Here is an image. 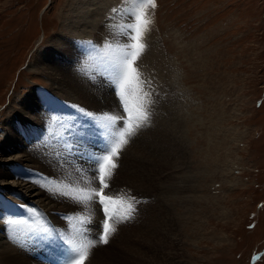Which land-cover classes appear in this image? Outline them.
<instances>
[{
  "label": "rangeland",
  "instance_id": "1",
  "mask_svg": "<svg viewBox=\"0 0 264 264\" xmlns=\"http://www.w3.org/2000/svg\"><path fill=\"white\" fill-rule=\"evenodd\" d=\"M77 1L80 2L0 0V144L6 122L17 118L19 114L16 109L27 99L25 96L30 90L32 94L40 91V96L44 92L55 95L46 87L49 86L50 78L33 63L37 54L48 47L53 35H66L63 33L67 30L61 29L64 25L80 23L82 13L73 22L77 16L74 12ZM85 1L93 5L92 11L97 10L96 16L90 17L94 22L114 25V30L121 33L126 32L127 27L132 28L133 32L129 31L130 47L134 43L131 37L135 35L136 28H140L141 42L155 54L151 55L150 61L153 72L158 73L163 84L160 99L157 104L144 91L143 99L139 100L142 102L140 109L146 108L143 116H149L147 121L138 119L142 115L134 108L138 106L134 102L135 98H132L137 76L133 77L136 80L134 86H131L129 76L125 78V74L117 78L122 82V101L116 98L105 80L103 66L112 61L115 63L109 65L108 70L117 64L124 66L121 56L116 58L119 50L111 45L106 49L100 48L93 44L91 36L88 51H98L97 54L90 52L88 55L90 67L94 68H90L92 71L88 73L93 83L90 90L82 91L81 94L97 96L95 87H99L108 94L101 93L103 99L111 94V103L113 97L116 101L112 105L107 102V106L108 97L103 101L97 96L103 101L99 102L89 96L84 102L81 98L75 100L57 95L58 102H72L70 105L73 110L80 108L88 112L93 108L97 115L96 110L103 109V105V111L107 114L122 111L121 114L128 117L125 129L130 123L133 126L137 122L135 131L141 130V140L138 141L136 152L133 151V157L158 164L152 173L155 175L153 178L157 179H154L151 196L169 206V215L173 214L172 234L178 233L181 238L180 244L168 247L170 264H264V0H155V7L151 0ZM141 18L149 23L143 24ZM97 60L102 61L101 64ZM96 63L101 65L99 69ZM48 94L42 98H50L57 103ZM125 102L129 103L127 108L130 111L125 109ZM177 108H180L186 120L184 135L187 148L181 151L180 147L173 145L174 140L170 137H175L173 132L169 136L168 133L161 135L167 136V144L157 142L159 146H153L149 136L156 131L157 120L153 122L152 119L156 118L158 112L175 115L176 111L179 112ZM99 115L98 118L105 119L101 116L103 114ZM117 117L119 121L120 117ZM139 120L142 127L139 126ZM83 121L85 124L81 126L89 128L94 136L109 138V131L114 129L111 125H101L103 129L95 134L92 132L93 120ZM147 122L151 126L146 125L149 124ZM156 136L159 134L156 133ZM60 144L57 154L64 156ZM157 147L163 149L158 148L157 151ZM62 165L68 167L67 175L64 170L46 175L51 185H54L52 192L56 196L59 211L65 209V216L71 219L79 217L80 223L84 220L80 215L83 212L86 222H94V214L87 203L91 200H79L76 197L90 193L85 192L81 185L84 180L88 182L87 177L91 174H97L96 167L88 164L87 168L83 167L79 171L75 165ZM111 171L112 177L114 170ZM123 177L120 175V180ZM38 179L37 185L42 188L41 179ZM112 180L114 182L113 177ZM65 182L68 183L65 185ZM109 183L110 189L116 185H112L111 181ZM138 192L118 194L115 198L120 206L115 202L114 220L119 222L126 213L129 201L134 204L135 212L132 219L119 223V231L116 226L113 240L103 248L102 254L113 264L136 262L139 259L136 256L138 249L154 248V242L146 241V236L137 231L144 225L140 210L142 196ZM85 202L86 210L83 207ZM71 233L76 242L84 245L83 237L73 229ZM257 253L258 257H255Z\"/></svg>",
  "mask_w": 264,
  "mask_h": 264
},
{
  "label": "bare ground",
  "instance_id": "2",
  "mask_svg": "<svg viewBox=\"0 0 264 264\" xmlns=\"http://www.w3.org/2000/svg\"><path fill=\"white\" fill-rule=\"evenodd\" d=\"M77 4V8L74 7V12L77 16L73 18V22H75V19H78L82 13L83 17L80 23L75 22L73 25H64L65 27L61 29L67 30V32L63 30V32H65L63 34L66 35H53L49 41L50 43H48V47L41 53L37 54L35 57V63H33V65L37 66L36 68L41 69L50 78L49 86L46 87H49L55 95H52L51 93L49 95L47 92L43 91L44 94L40 96V91H38L39 93L32 94L30 93V90L28 95L25 96L27 99H22L23 102L20 103V106L16 104L20 107L19 109H16L19 114L17 118H13V116V121L11 120L8 123L6 122L4 126V137L0 144V264H45L41 260L37 259V254L44 250V248L49 247L50 244L52 245V242H57L60 246H63L64 244L62 239L65 240L67 247H71L70 245L72 244L78 249L79 256L77 258L78 260L76 259L74 261L75 264H79L80 257L85 251H87L88 255L83 261V264H113L107 259L106 255L102 254V251H104L109 242L107 244H103L98 238L103 235L102 226L106 223V221L112 223L115 227L117 226V230L119 231V223L121 224V222L114 220L115 218L113 219L115 215V209L113 207L116 204L115 202H117L115 198H117L118 194L119 196L131 195L135 194L137 191H140L138 193L142 196L140 200V210L142 209L141 214L144 216L142 218L144 225L140 226V230H136L143 236H146V241H153L154 248H150V250L138 249L136 256L139 257V259L136 262L132 261L127 263L126 261L125 263L114 264H158L165 260L167 261L166 263L163 262L164 264H170L167 252L168 247L169 245L181 242V238L178 233L172 234L173 228L171 217L173 214L171 216L169 215V206L161 200L155 199V196H151V192L153 191L155 185L154 179H157L155 177L153 178L155 175H152V173L156 171L158 164L138 160L133 157V151H135L138 146L141 130L137 129L139 132L134 130L130 136H127L128 143L123 146L119 156L114 157L117 164L112 176L114 178V182L112 177L107 179L106 182H108L107 184H110L109 182L111 181L112 185L116 184L118 187L114 185L111 189L109 186L104 188L103 185L100 184L96 173H94L95 175L91 174L87 177L88 182L86 183L84 180V183L81 185L84 187L83 190L85 192L89 191L90 194H92V199H90L91 201H88L87 203L88 208L91 210L90 212L94 214V222H86V216L83 212L80 215L84 217V220L80 223L78 222L79 219H77L79 217L71 219L69 218L70 216H65V213L63 212H66L65 209H62L63 211H59L60 209L57 206L56 196L52 192V190H54V185H51L52 183L46 176L47 174L54 172L59 173L63 170L64 174L67 175L66 172L69 169L68 167L63 166V163L67 164L69 167H73L72 165H75V169L79 171H81L83 167L87 168L88 164H92L96 167V158L108 154L107 151L102 149L104 143L98 142L96 138L91 136L88 128L84 129L81 126V124H85V121L83 120H91L90 113L91 111L94 113L95 109L91 108V111L88 112L80 110V108L73 110V107L70 105L72 102L68 103L66 101H62L63 103H59V99L57 100V95H60L62 97L65 96V98L75 100H79L81 98L85 102V100L89 99V96H92L101 102L103 99L101 93L103 94L104 92V94H107L106 90L103 91L99 87H95L97 89L96 91L93 87L92 89L97 92L98 97L100 96L102 98L101 100L95 94H81L82 91L90 90V85L93 83V79L88 75L93 68L90 67L91 64L89 63L88 55H90V52L95 53L88 51L91 46V36L94 39L93 44H97L100 48L106 49L108 45H111L114 48L116 47L117 50H119L116 58H119L120 55L122 58L121 63L123 64L124 61L131 59L129 53L135 51L134 48H131L128 45V42L130 41L129 31L133 32L131 27H127L125 30L126 32L123 31L121 33L114 30V25H102L103 23L101 21L96 23V21L94 22V19L90 18L91 16H94L97 11L95 8L94 9L96 11H92V4L85 0H80V2L77 1ZM79 4L80 9H78ZM104 21L105 19L103 22ZM108 27L110 29L107 30ZM95 50L98 49L96 48ZM97 52L95 54H97ZM151 55H155L153 54V50H150L149 47L145 45L139 55V58L134 62V66L137 69L139 67L141 68L138 69V74L140 76L138 82L134 84L136 80L134 81L133 77H136V74L129 75V79L131 78V86L133 84L135 85H133L135 87V93H133L134 96H132V98H135L134 102H137L138 107L134 106V108L138 114H141L142 116L146 108L145 110L140 109L142 102L139 100L143 99L141 97L144 95V91L158 104L161 94L160 88L163 85L159 75H157L158 73L155 74L156 72H153L154 67L152 68L150 61V58L152 59ZM109 60L112 59H108V61ZM101 62L98 61L99 64H101ZM113 63H115V61L103 66V71L105 72L104 77L106 78L105 80L107 81L110 90L113 91L116 98L122 101V82L117 80V78L124 75L123 68L124 66L126 67V65L124 64L123 66L121 64H117L108 70L107 68L109 65H112ZM159 63L161 64L162 62ZM95 65L98 66L97 63ZM93 72L96 73V71ZM162 72L163 71L161 70V73ZM108 73L110 75H108ZM134 89L131 91L133 92ZM46 94H48L49 97L52 96L51 98H53L54 101L57 100V103H54L50 98L43 99L42 97ZM107 97L109 100L106 101V105L107 102L112 105V103L116 101L113 97V102L111 103V94ZM106 98H104L103 101L106 100ZM181 103L183 104V102ZM127 105H129V103ZM103 106L105 108V105ZM110 107L111 106H109V108ZM103 109H97L96 111L98 115L96 114L94 116L99 117V114H103L101 116L105 119L96 118L94 120H102V122L97 123V121H95V123L105 126L111 125L114 127L112 131L117 133L124 131L128 117L121 114L122 111H119V113L116 114L112 112L107 114L103 111ZM177 109L179 112L176 111L175 115H167V113L162 114L161 112H158L156 118L152 119L153 122L154 120H157L156 131H153L149 136V140L153 143V146L157 145V142L162 145V142L167 141V139L165 140V137L167 138V136L161 137V135L168 133L167 135L169 136V133L173 132L175 137H173L174 135L170 136L171 140H174V143L172 142L173 145L178 148L180 147L181 149H179L181 151H185L187 148V139L184 135L186 126L184 125L185 119L180 112V108ZM151 110L153 111L154 109ZM170 110L172 109L170 108ZM110 114L114 116L112 117ZM155 114L156 113H154V115ZM115 116L120 117L119 121H117ZM110 117L112 119H109ZM145 120L147 121V119ZM136 123L133 125L134 129ZM141 124L142 122L139 123V126H141ZM121 125H123V127H121ZM146 125L149 126L150 123ZM64 126L65 128L63 129ZM59 130L62 131L60 134ZM156 133L159 134L158 137L156 136ZM105 139L112 146H114V142L112 140L109 138ZM59 144L62 150L61 154H64V156H60V153L57 154V152L60 151L58 149ZM158 148L163 149L161 147H157V151ZM140 156L143 157V155ZM137 157L141 159L139 156ZM161 168L165 169L164 167ZM120 175H122V177L124 175L123 179L125 180H120ZM33 176L36 178H32ZM38 178L41 179L40 183L42 184V188L37 185L39 181ZM67 183L68 182H65V185ZM101 189H103L104 195L110 198V200L105 202L108 209L107 212L105 211V204H101L99 202V197L94 194L95 192L101 191ZM7 198L15 199V201L11 204L16 206V208L12 207L11 209L12 211L18 210L24 213L25 215L22 214L23 217L16 215V212V216L13 217V212L10 209H7L5 212L4 208L8 205ZM33 199H36L37 201ZM87 203L85 202L83 204L85 210L87 209ZM117 203L120 206L119 201ZM115 206H117V204ZM93 207H95V209H93ZM109 216H111L110 221L108 220ZM70 228L75 230L76 234H79L85 239L84 245L75 241ZM49 231L51 232V235L48 238L47 236ZM115 233H110L108 238L110 242L113 240L112 236L115 235ZM137 238H139V236ZM19 244L26 248L20 247ZM137 247L138 246L136 245V248ZM172 264L177 263L174 262Z\"/></svg>",
  "mask_w": 264,
  "mask_h": 264
},
{
  "label": "snow or ice",
  "instance_id": "3",
  "mask_svg": "<svg viewBox=\"0 0 264 264\" xmlns=\"http://www.w3.org/2000/svg\"><path fill=\"white\" fill-rule=\"evenodd\" d=\"M151 3L153 7L156 6L155 0H151ZM141 22L145 25L149 23L148 21H143L142 18H141ZM131 39L134 41L131 47L134 48L135 51L129 53V55L131 56L130 60L124 61V64L126 65V67L123 68V72L125 74V78H127V76L129 75L136 74L137 79H139L138 69L134 66V62L139 58L140 53L145 47V45L141 42L142 33L139 27L136 28L135 35L132 36ZM125 109L130 111L127 108L126 102H125ZM109 119H112V118L110 117ZM138 119H147V116L144 115V116L138 117ZM121 127H123V125H121ZM134 130L135 129L130 123L128 128H126L122 132L117 133L115 131H109V139L114 142V146L108 148L107 155L96 158L97 175H98L100 184H102L104 188L108 187L106 180L111 178V175H112L111 170H114L117 167L114 157L119 156L120 151L122 150L123 146L128 143L127 136H130L134 132ZM117 136H118V139H117ZM94 194L99 197V202L101 204H105L106 201L110 200L109 197L104 195L103 189H101V191L99 192H95ZM76 199L90 200L92 199V194L85 193L82 196H77ZM105 211L106 212L108 211L106 204H105ZM134 212H135V206L132 202L129 201L127 203L126 213L120 217L119 222H124V221L132 219ZM108 220L109 221L111 220V216L108 217ZM102 227H103V235L100 236L98 239L101 243L107 244L109 242L108 238H109L110 233H114L116 231V227L112 223H109L107 221ZM87 255H88L87 251H85L81 255L79 264H83V261L87 258Z\"/></svg>",
  "mask_w": 264,
  "mask_h": 264
},
{
  "label": "water",
  "instance_id": "4",
  "mask_svg": "<svg viewBox=\"0 0 264 264\" xmlns=\"http://www.w3.org/2000/svg\"><path fill=\"white\" fill-rule=\"evenodd\" d=\"M258 255H259V254L257 253V254L255 255V257H258Z\"/></svg>",
  "mask_w": 264,
  "mask_h": 264
}]
</instances>
